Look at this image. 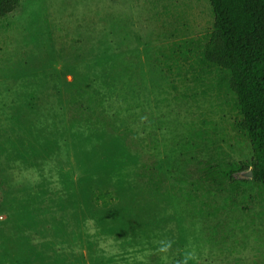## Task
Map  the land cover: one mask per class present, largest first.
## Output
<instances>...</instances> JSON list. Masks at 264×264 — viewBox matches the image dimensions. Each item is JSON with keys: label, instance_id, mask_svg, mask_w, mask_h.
Wrapping results in <instances>:
<instances>
[{"label": "rangeland", "instance_id": "374dc122", "mask_svg": "<svg viewBox=\"0 0 264 264\" xmlns=\"http://www.w3.org/2000/svg\"><path fill=\"white\" fill-rule=\"evenodd\" d=\"M212 21L208 0H20L0 19V264H264L250 144L202 58ZM228 164L248 169L229 183Z\"/></svg>", "mask_w": 264, "mask_h": 264}, {"label": "trees", "instance_id": "16d2710c", "mask_svg": "<svg viewBox=\"0 0 264 264\" xmlns=\"http://www.w3.org/2000/svg\"><path fill=\"white\" fill-rule=\"evenodd\" d=\"M20 0H0V19L13 13ZM212 28L203 61L228 74V89L235 96L241 119L236 128L248 140L252 152L251 180L264 198V0H208ZM247 166L228 164L223 176ZM108 192H98L96 204L107 206Z\"/></svg>", "mask_w": 264, "mask_h": 264}, {"label": "clouds", "instance_id": "9594fccd", "mask_svg": "<svg viewBox=\"0 0 264 264\" xmlns=\"http://www.w3.org/2000/svg\"><path fill=\"white\" fill-rule=\"evenodd\" d=\"M172 241H162L159 248V252L162 254V258L167 259V254L172 250ZM197 259L196 253L192 249L185 250L183 256L176 261V264H191V262Z\"/></svg>", "mask_w": 264, "mask_h": 264}, {"label": "water", "instance_id": "95a60500", "mask_svg": "<svg viewBox=\"0 0 264 264\" xmlns=\"http://www.w3.org/2000/svg\"><path fill=\"white\" fill-rule=\"evenodd\" d=\"M248 176L251 179V170L248 171Z\"/></svg>", "mask_w": 264, "mask_h": 264}]
</instances>
